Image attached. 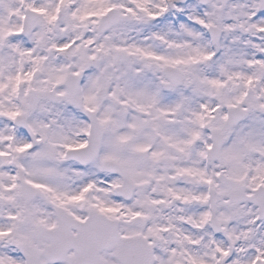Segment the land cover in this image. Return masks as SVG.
Listing matches in <instances>:
<instances>
[{
  "label": "snow or ice",
  "instance_id": "snow-or-ice-1",
  "mask_svg": "<svg viewBox=\"0 0 264 264\" xmlns=\"http://www.w3.org/2000/svg\"><path fill=\"white\" fill-rule=\"evenodd\" d=\"M0 264H264V0H0Z\"/></svg>",
  "mask_w": 264,
  "mask_h": 264
}]
</instances>
